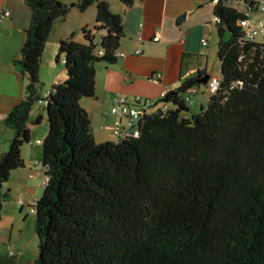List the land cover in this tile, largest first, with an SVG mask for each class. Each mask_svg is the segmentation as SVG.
Returning <instances> with one entry per match:
<instances>
[{"label":"trees","instance_id":"trees-1","mask_svg":"<svg viewBox=\"0 0 264 264\" xmlns=\"http://www.w3.org/2000/svg\"><path fill=\"white\" fill-rule=\"evenodd\" d=\"M24 2L31 19L15 62L27 86L5 119L15 135L0 155V222L10 197L4 186L24 167L21 150L31 142L27 124L42 100L40 71L54 23L71 8L97 3L96 24L81 30L82 41L75 34L60 41L65 78L45 99L36 264H264V38L242 40L246 14L238 0L214 6L222 82L206 108L191 114L186 102L189 90L207 84L204 70L154 102L167 108L144 114L138 136L101 143L81 101L95 95L96 65L117 61L122 15L106 1Z\"/></svg>","mask_w":264,"mask_h":264},{"label":"crops","instance_id":"crops-1","mask_svg":"<svg viewBox=\"0 0 264 264\" xmlns=\"http://www.w3.org/2000/svg\"><path fill=\"white\" fill-rule=\"evenodd\" d=\"M216 1L134 0L126 7L120 1L112 4L111 0H106L114 12L122 15L125 35L117 52V61L96 65L95 95L81 101L89 115L96 142L116 141L113 126L118 117L111 112L112 97L123 96L131 103L137 98H150L156 102L199 71L205 70L211 78L221 76L219 33L213 20ZM4 11L9 14L0 18V155L9 150L15 135L14 130L6 126L5 119L24 94L27 79L15 61L20 56L24 30L31 19V10L24 0H0V14ZM183 13L185 18L179 22ZM89 14L79 16L71 28L57 30L49 36L40 71L39 95L42 98L55 83L65 78L64 57L57 61L60 41L77 32L80 34L76 39L82 41L80 31L96 24L95 12ZM157 33L159 40L155 41ZM100 35L101 32L97 33V37ZM205 40L207 45H204ZM158 74H161L159 83L153 80ZM45 87L50 90L43 91ZM211 95L209 82L196 88L191 114L206 108ZM39 103L45 109L44 101ZM161 105L155 103L153 110ZM41 117L43 121V113ZM122 121L126 124L127 119L122 118ZM29 129L32 138L33 128ZM45 138L38 140L43 142ZM21 156L24 167L13 171L4 186L10 197L4 203L0 222V264H36L39 249L36 215L30 208L38 201L40 190L45 186L44 174L33 175L35 169L43 167V152L30 143L23 145ZM20 198H23L22 202ZM12 251L18 254L11 255Z\"/></svg>","mask_w":264,"mask_h":264},{"label":"built area","instance_id":"built-area-1","mask_svg":"<svg viewBox=\"0 0 264 264\" xmlns=\"http://www.w3.org/2000/svg\"><path fill=\"white\" fill-rule=\"evenodd\" d=\"M257 3V9L254 11L248 10L244 0H238V7L245 12L246 16L239 21V26L242 30L243 37L242 40L245 41H252L257 40L259 36H262L264 38V24L262 23L263 20L257 18L256 15L264 16V0H253ZM9 14V11H4L0 14V18H4L6 15ZM215 23L219 22V17L214 15L213 18ZM154 40H159V34L157 33L154 37ZM204 45H207V41H204ZM102 53V52H101ZM124 56V54H122ZM155 82H160L161 80V74H158L154 79ZM222 79L220 76L212 77L209 80V90L211 94H215L219 87L221 86ZM193 93H195V89L189 90V93L186 95V102L189 105H192L194 103L193 99ZM50 94V91L46 92L44 94V97L42 100L44 101L46 105V98ZM166 95V94H165ZM164 95V96H165ZM163 96V97H164ZM112 100V107L111 112L113 115L117 116V120L114 123L113 126V133L117 140L123 139L129 136H138L139 129H138V123L141 119V117L144 114L151 113L155 110L154 109V100L153 99H142L137 98L135 102L131 103L129 102L125 97L123 96H114L111 98ZM161 107L167 108V104L161 103ZM122 118H126V124L123 123ZM37 144L41 145L42 141L37 140ZM38 162H36L37 164ZM45 167L43 165L42 169L35 170L34 176H41L45 175ZM22 202V200H21ZM31 212L35 213V207L31 206L30 208ZM11 255H17L18 253L15 251L10 252Z\"/></svg>","mask_w":264,"mask_h":264},{"label":"rangeland","instance_id":"rangeland-1","mask_svg":"<svg viewBox=\"0 0 264 264\" xmlns=\"http://www.w3.org/2000/svg\"><path fill=\"white\" fill-rule=\"evenodd\" d=\"M64 5L66 6H71L72 3H76L78 2L79 0H60ZM98 1H106V0H98ZM112 4H115V2H119V0H111ZM108 3V2H107ZM96 6H97V3L95 2L94 4H92V6H90L86 11H80L78 8L74 7V8H71L70 11L68 12L67 16L65 18H58L55 23H54V26H53V29L50 33V36H53V34L58 30H62V29H66V28H71L73 25H74V22L75 20L77 21V18L79 16H86L84 14H91L92 12H95L96 14ZM112 9V8H111ZM92 10V11H91ZM89 14V15H90ZM88 15V16H89ZM257 18H259L258 15H256ZM80 18V17H79ZM78 18V20H79ZM263 18V24H264V16H262ZM81 32V31H80ZM80 33H75V36L76 38L79 36ZM224 38L225 39H229L230 38V33L229 31H226L225 34H224ZM263 37L262 36H259L258 37V40H262ZM27 86V82H26V85H25V88ZM45 89H49L50 90V87L49 88H43V91H45ZM41 91V87L39 86L38 88V92ZM42 98V97H41ZM200 101V100H199ZM205 106H207V104H205ZM197 111H200L199 108ZM41 113H43V121H41L40 123L37 122V119L38 117L41 115ZM187 115H190L188 112H183L182 116H187ZM28 128H33V135L32 138H31V144L34 145V147L36 148V150H39L40 152H43V149H42V146H38L36 141L38 139H42L43 136H47L48 134V131H49V124H48V119H47V113H46V110L45 109H42L41 105L39 102H36L35 103V106L34 108L32 109V113H31V116H30V119L28 121ZM114 134V133H113ZM117 141V139H116ZM28 143V144H30ZM31 148V147H30ZM34 169V166L33 168ZM35 170H40V169H35ZM31 171V170H30ZM45 176L42 178L44 179ZM43 181V180H41ZM43 190H40V197L42 196L43 194ZM21 200H23V198H20ZM33 205V204H31ZM38 255H39V249H38V253H37V258H38ZM37 260V259H36Z\"/></svg>","mask_w":264,"mask_h":264},{"label":"water","instance_id":"water-1","mask_svg":"<svg viewBox=\"0 0 264 264\" xmlns=\"http://www.w3.org/2000/svg\"><path fill=\"white\" fill-rule=\"evenodd\" d=\"M185 13H183V14H181L180 16H179V18H178V21L179 22H181L184 18H185ZM210 75L209 74H207L206 76H204L200 81L201 82H204V83H208L209 82V80H210Z\"/></svg>","mask_w":264,"mask_h":264}]
</instances>
